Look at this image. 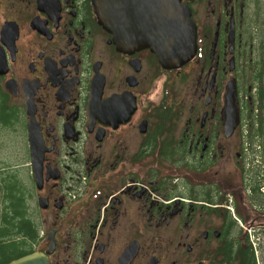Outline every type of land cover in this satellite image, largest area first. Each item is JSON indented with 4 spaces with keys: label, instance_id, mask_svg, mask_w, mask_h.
Wrapping results in <instances>:
<instances>
[{
    "label": "flooded vegetation",
    "instance_id": "1",
    "mask_svg": "<svg viewBox=\"0 0 264 264\" xmlns=\"http://www.w3.org/2000/svg\"><path fill=\"white\" fill-rule=\"evenodd\" d=\"M101 2L0 0V148L22 139L31 161L30 124L43 141L30 176L35 250L51 264H258L251 246L253 262H241L234 218L215 201L235 175L223 162L235 159L241 180L240 119L262 84L250 0H182L198 49L173 67L136 39L121 45ZM236 200L245 220L250 202Z\"/></svg>",
    "mask_w": 264,
    "mask_h": 264
},
{
    "label": "water",
    "instance_id": "2",
    "mask_svg": "<svg viewBox=\"0 0 264 264\" xmlns=\"http://www.w3.org/2000/svg\"><path fill=\"white\" fill-rule=\"evenodd\" d=\"M102 1L107 6L110 0ZM149 1L150 9L141 12L108 10L101 2L103 22L112 33H121L126 38V43L120 39L121 45L130 46L135 44L133 39H136L139 48H150L167 67L188 62L197 52V26L190 7L182 0ZM236 125V115L233 113L226 126L228 134H232ZM41 138L30 124L29 150L35 181L40 177L37 160L43 154ZM49 253L50 250L34 251L7 264H51Z\"/></svg>",
    "mask_w": 264,
    "mask_h": 264
},
{
    "label": "trees",
    "instance_id": "3",
    "mask_svg": "<svg viewBox=\"0 0 264 264\" xmlns=\"http://www.w3.org/2000/svg\"><path fill=\"white\" fill-rule=\"evenodd\" d=\"M262 60L261 72L258 76L257 82L263 83L264 80V56L260 59ZM264 97V92L261 94ZM5 178L4 185L6 186L5 197L8 201L6 206V212L1 219L0 226V264H7L8 262L20 258L24 255L30 254L35 251L34 240L32 234V227L34 224L33 214L31 213V205L28 203L29 191L27 185L20 184V179L10 176ZM8 180V182L6 181ZM13 183L18 185L19 190L13 187ZM23 185L25 188H21ZM223 198L220 197L215 201H222ZM228 211V210H226ZM229 212V211H228ZM230 215V212L227 213ZM233 245L237 247L236 251L239 255L242 253L241 262L252 261V251L250 245L243 243L244 241L239 238V233L234 232L236 226V221L233 220ZM249 256V259L245 258Z\"/></svg>",
    "mask_w": 264,
    "mask_h": 264
},
{
    "label": "rangeland",
    "instance_id": "4",
    "mask_svg": "<svg viewBox=\"0 0 264 264\" xmlns=\"http://www.w3.org/2000/svg\"><path fill=\"white\" fill-rule=\"evenodd\" d=\"M247 16L250 21V26L254 27L253 31L255 32V39L256 41H253L254 44V51H253V57L258 59L262 56V49L259 46V39H261L264 36V0H261L259 3V7L257 6V3H254L252 0H250L249 8L247 11ZM255 19V20H254ZM258 28V29H255ZM253 36H251L252 38ZM233 145H235V137L231 139ZM4 144L2 148H0V153L3 154L1 157L4 162V164H11L12 166L14 165L20 175L22 176L26 182V185L29 189V199L31 203V212L33 213V210L35 212V198L32 196V190L31 187L32 185L30 184V166L28 165V154H27V147L26 143L21 139H12V138H4L3 141L1 142ZM240 144V143H239ZM2 146V145H1ZM222 166H224V169L226 171H230L233 167L232 174H235L233 179L230 181V189L235 191V194L237 197H239V201L244 200V195L241 194L242 188L240 184V175L236 173L235 169V159H233V162L231 163L230 160L228 162H223ZM227 190V189H225ZM241 195V196H240ZM1 198V196H0ZM241 206V212L245 214L247 217L245 218L246 220H250L253 215V211L248 210L246 206H242V203L240 204ZM1 208V205H0ZM4 215L2 214L0 210V219ZM237 229H235L236 231Z\"/></svg>",
    "mask_w": 264,
    "mask_h": 264
},
{
    "label": "built area",
    "instance_id": "5",
    "mask_svg": "<svg viewBox=\"0 0 264 264\" xmlns=\"http://www.w3.org/2000/svg\"><path fill=\"white\" fill-rule=\"evenodd\" d=\"M264 115V111L256 108L254 111L255 124L258 125V120ZM248 124L243 129L244 152L246 155L245 185L249 194H253L254 186L258 187L259 197L255 201H259L257 206L264 210V139L261 142L259 136H254L252 139L249 136ZM249 233L257 247H264V225L258 228H249Z\"/></svg>",
    "mask_w": 264,
    "mask_h": 264
},
{
    "label": "crops",
    "instance_id": "6",
    "mask_svg": "<svg viewBox=\"0 0 264 264\" xmlns=\"http://www.w3.org/2000/svg\"><path fill=\"white\" fill-rule=\"evenodd\" d=\"M8 175H9V173L7 174V178L9 177ZM10 176L12 178L13 177H16V178H18L20 180H21V177H22L20 175L19 171L17 169H15V168L11 172ZM6 181L8 182V180H6ZM4 183H5V181L3 179H1L0 180V196H1V198H0V205H1L0 210H1L2 213H5L6 212V206H7V203H8V201H7L6 197H5L6 186H4V185H8V184H4ZM19 183L20 184H23V185H26V182L25 181L22 182V183L21 182H19ZM19 183H17L18 185H16V186L13 183V187L14 188H17L19 190ZM23 185H22V187L25 188ZM28 203L31 205L30 201H28ZM0 223H1V221H0ZM0 226H1V224H0Z\"/></svg>",
    "mask_w": 264,
    "mask_h": 264
}]
</instances>
